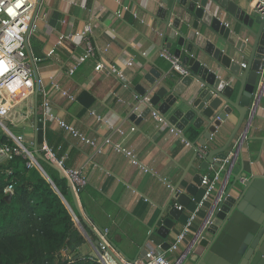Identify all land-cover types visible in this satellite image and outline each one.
Instances as JSON below:
<instances>
[{
  "label": "crops",
  "instance_id": "1",
  "mask_svg": "<svg viewBox=\"0 0 264 264\" xmlns=\"http://www.w3.org/2000/svg\"><path fill=\"white\" fill-rule=\"evenodd\" d=\"M227 1L234 3L238 9L253 12L255 0ZM189 2L187 0V4ZM37 6L38 0H35L31 20L33 28L26 42V55L33 69V90L26 95L21 93V99L12 104L3 120L30 151L28 145L35 140L33 118L36 102L40 115L43 92H46L49 112L94 142V146L81 142L59 128L54 121L47 120L43 125L44 143L39 147L41 154L43 146L51 148L57 159H65V168L80 170L87 180L85 187L77 193L81 215L74 208L68 186L70 202L63 198L85 240L78 249L80 257H95L99 249L96 245L98 236L101 239L100 233L102 235L105 230L110 242L108 248L112 244L119 250L115 254L121 263L140 259L150 247L156 252L167 251L183 230L190 213L202 201V187L196 188L195 196L189 195L187 187L193 183L196 174L203 176L213 172V167L201 172L200 164L210 150L224 145L236 120L233 115L232 122L219 128L214 140L207 142L205 147L199 144L203 128L195 129L192 126L194 119L188 121L179 134L170 132L173 115L180 113L176 119L179 123L180 117L189 111L187 103L191 104L197 96L196 87L201 88L195 80L190 87L183 88L176 95L179 98L173 104H167L164 114H160L158 109L166 98L161 99L154 107L155 111L145 117L136 109L141 103L140 92H149L150 84L144 80V76L152 65L162 74L157 80V87L145 98L146 103L160 87L182 77L172 70L169 61L161 54L174 57V52L180 50V61L186 57L194 58V53H186L185 46L181 49L177 45V39L171 43L165 40L170 31L167 24L177 19V12L181 8L179 0H42L36 14ZM213 9L209 4L204 11L198 9V13H212ZM184 17L185 12L182 13L181 24ZM88 25L93 28L92 36L96 44L107 49L101 55L105 66L101 71L94 69L96 58L79 63L84 48L78 40H58L60 36L71 35ZM251 29L256 31L258 25L254 23ZM240 36L247 43L244 54L248 56L253 38L244 30H241ZM50 50L54 52L48 56ZM235 56L241 65L242 58ZM76 65V71L69 75L68 70ZM185 68H188V64ZM34 71L39 87L37 101ZM117 72L122 73V79L118 78ZM53 83H57L74 100L53 90ZM153 113L162 122L157 121ZM257 118L250 127L247 125L249 130L246 137L249 141L241 152L243 159L261 173L264 169V146L259 157L256 156L262 145L260 138L264 135V112H258ZM246 124L247 119L229 150L240 138ZM189 129L191 134L193 131L197 135L193 143L186 140ZM246 147L252 148L253 153L248 154ZM44 165L41 166L45 175L40 172L49 179ZM46 166L61 178L56 170ZM232 173H241L238 161ZM233 180L232 176L221 172L217 188L227 190ZM175 188L179 196L188 198V205L177 220L163 212L169 200L172 206L176 204L173 196ZM208 206L209 203L204 202L198 209L191 230L195 231L201 225ZM83 210L87 211L89 218ZM165 219L173 222L170 229L161 225ZM82 220L92 229L82 224ZM191 237L189 234L186 238ZM108 248L105 252L112 259ZM182 249L183 246H180L178 252H182Z\"/></svg>",
  "mask_w": 264,
  "mask_h": 264
},
{
  "label": "water",
  "instance_id": "2",
  "mask_svg": "<svg viewBox=\"0 0 264 264\" xmlns=\"http://www.w3.org/2000/svg\"><path fill=\"white\" fill-rule=\"evenodd\" d=\"M41 1L38 0L36 14ZM209 4L214 8L212 13L207 11L198 13V9L204 11ZM179 5L181 8L177 12V19L167 24L170 31L165 40L171 43L177 39V45L181 49L185 46L188 55L194 53V58L186 57L182 61L185 65L188 64L187 75L182 76L178 81L172 80L160 87L146 103L145 98L157 87L159 83L157 80L162 74L155 65H152L151 70L144 76V80L150 84L149 92L147 93V90L140 92L139 101L141 103L136 109L145 117L151 111H155L154 107L161 99L166 98L164 104L158 109L160 114H164L167 104L170 102L173 104L179 98L176 95L180 94L183 88H188L194 80L197 81L201 88L196 87L197 93L194 91V94H197L196 98L191 104L187 103L189 111L180 117L179 123L176 119L179 118L180 113L174 114L170 121L171 126L177 131H182L188 121L194 119L192 126L197 130L203 128L199 144L205 147L207 142L214 140L213 137L217 135L219 128L227 122H232L234 115L236 120L224 145L210 150L200 164L201 172L209 167L220 169L231 143L246 119V126L250 127L253 120L257 118V106H264V88L259 93L260 95L256 94L258 84L261 82L264 85V22L254 12L238 9L234 3L227 0H190L188 4L187 0H179ZM183 12H185V17L181 24L180 19ZM254 23L258 25L256 31L251 29ZM241 30L246 31L253 38L248 56L244 54L247 43H244L240 36ZM28 34L29 32L26 34V42ZM235 55L242 58V64L245 67L239 65ZM179 56L180 50H176L174 57L179 58ZM34 77L37 101L39 87L35 71ZM171 83L175 84L169 86ZM253 103L256 110L250 114ZM33 125L35 140L28 145V148L35 166L44 174L40 164L43 162L56 170L61 178L67 180L63 170L40 153L39 147L44 143V126L38 114L37 102ZM0 127L10 138L14 136L6 121L0 120ZM260 140L262 145L258 149L256 158L263 150L264 135ZM248 141L249 139L245 136L241 148ZM23 147L26 148L24 145ZM241 148L233 159V163L227 168H222L223 172L227 173L229 168L238 161L241 173L235 175L232 169L229 171V176H232L234 180L229 188L224 190L221 199L216 204L213 202L210 204V210L213 213L211 223L198 237L186 240V246L184 245L182 249L185 255L182 264H264V169L261 173L257 172L255 167L243 159ZM247 153H253L252 148L248 147ZM201 180L202 174L194 176L193 183L187 187L190 196H195L196 188L201 187ZM67 186L74 208L81 215L78 195L68 180ZM219 194V191L215 193L214 201L218 199ZM173 196L176 204L172 206L169 200L163 212L168 213L173 220H177L188 205V198L179 196L177 188L173 190ZM11 197L12 194H7L4 200L9 202ZM83 213L88 217L86 210H83ZM81 222L90 229L85 220ZM161 225L170 229L173 222L165 219ZM101 242L98 236L96 245ZM106 242L110 243L108 238ZM110 245L108 252L112 259L118 264H123L115 254L119 250L114 245ZM137 259L128 260V262Z\"/></svg>",
  "mask_w": 264,
  "mask_h": 264
},
{
  "label": "built area",
  "instance_id": "3",
  "mask_svg": "<svg viewBox=\"0 0 264 264\" xmlns=\"http://www.w3.org/2000/svg\"><path fill=\"white\" fill-rule=\"evenodd\" d=\"M34 7L35 0H0V120H3L12 104L21 99V93L26 95L27 93H31L33 90V69L26 55L25 39L27 32H30L33 28V25H31V20ZM252 11L264 22V0H255V2L252 4ZM92 34L93 28L91 25H88L84 29L71 35L60 36L58 40L59 42H62L64 39L78 40L80 43H82L84 48V52L79 63L85 62L90 58H96L97 61L94 69L95 71H101L105 67L101 59V55L104 54L107 49L99 47L94 41ZM53 52V50H50L48 56H51ZM161 56L169 61L172 70L177 72L180 76L186 75L187 72L185 64L182 61L176 57L169 56L168 54H161ZM77 65L68 70L69 75H72L76 71ZM241 66L245 67L244 64H241ZM112 69H114V67H112ZM109 70L112 71L110 68ZM117 76L121 79L123 77L121 72H117ZM263 88L264 85L260 82L257 86L256 94L260 95L259 93L262 92ZM52 89L59 91L63 97L71 101L74 100V97L63 91L57 83L52 84ZM48 109L49 101L47 99V93L43 92L42 113L40 114L43 125L47 120H52L58 125L59 128L68 132L72 137L79 139L81 142L94 146L93 141L77 132L72 126L67 125L63 121L59 120L57 117L51 114ZM255 110L256 107L253 103L250 114H253ZM257 111L264 112V106H257ZM153 117L157 119V121L162 122V119L155 113H153ZM97 119L99 120V118ZM248 130L249 127L247 126L232 149L228 151L227 157L223 161L221 168H215L211 174L202 176L201 187L204 191L202 201L198 204L197 209L190 213L183 230L176 237L174 243L168 248V250L156 252L152 247H150L144 251L140 259H137L133 262L124 260L122 261L123 264H182L185 255L183 252H178L179 247L184 245L186 246L185 243L187 240V235L190 234L192 237H198V235L201 234L211 223L210 219L213 213L212 210H210V204H212V202L216 204L224 193L223 188H217L220 180V173L223 172L222 168H227L233 163V159L237 156L238 151L241 148L242 140L247 135ZM131 131H134V128H131ZM170 132L177 134L180 133L173 127L170 128ZM11 139L14 142L13 147H0V162L10 160L14 156H22L29 160L27 166L35 165L33 158L30 155V151L23 147L22 140L16 136L11 137ZM116 149L120 150L119 148ZM200 153L202 155L204 154L203 151ZM42 154L48 161L63 170L67 180L71 183L76 193H79L81 189L85 187L87 180L80 170L65 168V159H57L52 149L47 146L42 147ZM232 167L233 166L229 168V171L232 169ZM229 171L225 173L227 176H229ZM218 191L220 193L219 197L216 201H214L213 198L215 193ZM12 192L13 187L11 185H8L4 189V193L6 195L12 194ZM204 202L209 203L206 215L203 218L201 225L196 228L195 231H193L191 228L196 219L197 211L200 207H202ZM178 208L180 209V207ZM106 236L107 231L105 230L101 235L102 242L98 245L99 249L96 251L94 259L99 264H117L105 252L109 247L108 243L106 242ZM176 253L177 255L174 256Z\"/></svg>",
  "mask_w": 264,
  "mask_h": 264
},
{
  "label": "trees",
  "instance_id": "4",
  "mask_svg": "<svg viewBox=\"0 0 264 264\" xmlns=\"http://www.w3.org/2000/svg\"><path fill=\"white\" fill-rule=\"evenodd\" d=\"M190 129L186 140L193 143L197 135ZM1 146L14 142L0 128ZM28 162L22 156L0 162V264H99L78 255L85 240L63 201L70 202L66 180L40 162L47 179ZM8 185L13 187L9 202L4 200Z\"/></svg>",
  "mask_w": 264,
  "mask_h": 264
}]
</instances>
